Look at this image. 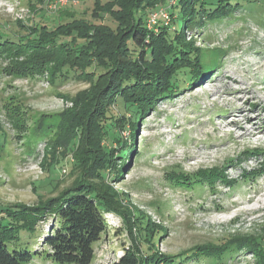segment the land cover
Segmentation results:
<instances>
[{
	"label": "rangeland",
	"instance_id": "obj_1",
	"mask_svg": "<svg viewBox=\"0 0 264 264\" xmlns=\"http://www.w3.org/2000/svg\"><path fill=\"white\" fill-rule=\"evenodd\" d=\"M45 1L0 0V34H28L20 27L23 23H46L50 28L60 19L61 10L89 18L94 2L71 0L60 10L48 12ZM263 13L261 5L243 3L231 19L216 21L204 29L203 36L193 37L199 51L215 58L207 62L213 68L207 77L144 115L136 136L137 152L114 183L128 207L124 213L106 215L110 228L96 243L91 264H112L122 254L123 244L140 242L129 233L128 215L133 220L149 219L159 231L152 251L166 255L209 244H221L223 251L229 239H264ZM104 23L115 25L108 16ZM5 64L0 58V206L31 205L38 196L54 195L68 186L76 176L65 163L70 154L59 156L65 165L50 170V165L43 164L47 142L56 140H49V135L37 139L33 134L36 118L56 121L58 114L72 106L70 98L89 86L75 76L54 84L46 74L13 77L4 72ZM13 98L19 109L14 122L2 108ZM114 113L118 114V108ZM120 136L129 143L128 125ZM192 176L201 186L184 184ZM40 227L45 229L47 222ZM235 241L233 257L226 264H257L256 257L237 247L244 241ZM34 247L41 248L38 241ZM213 262L200 258L184 264ZM31 264L56 263L34 253Z\"/></svg>",
	"mask_w": 264,
	"mask_h": 264
},
{
	"label": "trees",
	"instance_id": "obj_2",
	"mask_svg": "<svg viewBox=\"0 0 264 264\" xmlns=\"http://www.w3.org/2000/svg\"><path fill=\"white\" fill-rule=\"evenodd\" d=\"M251 2L264 8V0H94L89 18L61 10L50 28L46 23H23L20 27L28 34H0V58L6 61L7 75L46 74L53 84L75 76L89 86L70 98L72 106L56 121L36 118L37 139L49 135V140H56L47 142L43 164L51 170L67 162L76 176L54 195L38 196L35 204L0 206V264H31L34 253H43L56 264L92 263L96 243L110 228L106 215L124 213L128 207L114 183L137 152L136 136L144 115L207 77L213 68L207 62L215 58L199 51L193 37L203 36L206 27L231 19L243 3ZM105 16L115 25L104 23ZM260 19L264 24V13ZM2 108L9 120H17L14 98ZM125 125L128 144L120 136ZM68 154L71 157L62 163L59 156ZM195 178L184 184L201 186ZM127 219L130 235L140 242L123 244L122 254L112 264H184L200 258L226 264L233 257L231 245L237 239L227 240L223 251L221 244H209L177 255L156 253L152 247L159 231L149 219L133 220L130 215ZM43 222L45 229L40 227ZM36 241L40 249L34 247ZM235 242L256 257L257 264H264V239Z\"/></svg>",
	"mask_w": 264,
	"mask_h": 264
},
{
	"label": "built area",
	"instance_id": "obj_3",
	"mask_svg": "<svg viewBox=\"0 0 264 264\" xmlns=\"http://www.w3.org/2000/svg\"><path fill=\"white\" fill-rule=\"evenodd\" d=\"M70 1L71 0H54V1L46 0L44 4V8L48 12H56L58 8H61L63 5L68 4ZM163 16L166 17L165 14H163ZM155 17L156 14L155 13L152 14L151 20H153Z\"/></svg>",
	"mask_w": 264,
	"mask_h": 264
},
{
	"label": "bare ground",
	"instance_id": "obj_4",
	"mask_svg": "<svg viewBox=\"0 0 264 264\" xmlns=\"http://www.w3.org/2000/svg\"><path fill=\"white\" fill-rule=\"evenodd\" d=\"M256 132H257V131H256ZM256 132H252V131H251L250 134H255ZM254 136H258V135H254Z\"/></svg>",
	"mask_w": 264,
	"mask_h": 264
}]
</instances>
